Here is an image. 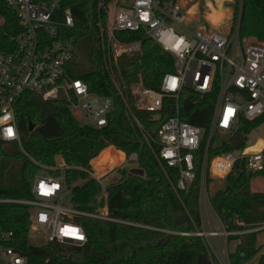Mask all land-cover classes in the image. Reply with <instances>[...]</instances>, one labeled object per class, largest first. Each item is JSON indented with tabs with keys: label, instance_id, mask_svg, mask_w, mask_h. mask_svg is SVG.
<instances>
[{
	"label": "trees",
	"instance_id": "16d2710c",
	"mask_svg": "<svg viewBox=\"0 0 264 264\" xmlns=\"http://www.w3.org/2000/svg\"><path fill=\"white\" fill-rule=\"evenodd\" d=\"M112 1L64 0L63 3V7L71 8L75 19L70 36L76 44L71 63L75 59L76 62L75 68H70L71 73L86 82L91 93L112 98L109 124L101 129L78 126L66 101H44L39 94L28 92L17 102L16 118L23 148L36 163L17 144L0 140V191L4 197L32 199L33 179L40 171L39 166L53 167L60 158L70 167L66 184L73 208L91 214H100L106 208L111 220L78 218L88 238L83 246L35 243L29 234L31 208L24 205L1 208L0 223L14 233L27 264H197L208 250L204 238L196 234L203 231L200 178L217 95L191 97L195 109L181 114L183 120L204 129V137L195 153L196 179L185 191L178 192L175 189L177 171L168 168V176L164 173L104 69L98 33L100 23L104 27L109 25ZM1 3L2 0L0 13L4 11ZM241 4V36L264 42V0H242ZM216 17L217 12L210 16L213 20ZM115 34L125 42L143 41L142 53L122 57L115 68L119 87L131 104L133 86L141 82L147 88L159 90L163 77L175 71V62L170 53L141 32ZM78 38L90 41L92 50L78 54ZM134 114L144 130L152 134V144L157 149L159 127L175 114L173 100H165L158 120H150L141 111L134 110ZM263 124L264 116L256 121L241 120L239 134L244 142L240 148L245 147L249 135ZM113 148L127 157L137 153V169L143 170L144 175L133 174L132 169H120L119 179L107 185V196H104L99 183L77 168L90 169L91 161L100 154L93 161L95 164L114 155ZM233 151L235 148L228 137L218 144L213 141L209 164L215 157ZM257 177L264 178V169L249 173L245 162L239 161L226 177L224 187L209 191L214 213L231 231H249L264 224V191L252 190V182ZM213 183L208 178V188ZM262 232L228 237L229 242L239 241L235 251L228 255L229 264H248L254 260L263 247L258 244V235ZM62 254L68 258H61ZM258 264H264V254Z\"/></svg>",
	"mask_w": 264,
	"mask_h": 264
},
{
	"label": "built area",
	"instance_id": "2783aa9c",
	"mask_svg": "<svg viewBox=\"0 0 264 264\" xmlns=\"http://www.w3.org/2000/svg\"><path fill=\"white\" fill-rule=\"evenodd\" d=\"M63 3L64 0H2L1 3L4 11L0 13V140L17 144L33 162L23 148L16 118L17 102L25 93H37L44 101L64 100L74 118L80 113L86 121L84 126L98 129L109 124L113 110L112 98L91 93L88 84L71 73L76 44L70 32L75 28V19L71 8L63 7ZM119 3L120 0L111 2L109 25L104 27L100 23L98 42L104 69L164 173L167 175L168 168L177 171L175 189L178 192L185 191L196 179L195 153L204 137V129L182 119L184 101L194 103L188 112L191 113L195 109L191 97L217 95L200 178V210L213 211L208 178L226 179L239 161L245 162L249 173L264 169V149L253 151L254 146H248L247 142L244 148L217 156L209 164V150L216 133L226 135L233 142L239 135L242 119L256 121L264 116V42L242 37L239 21L226 34L216 30H191L190 12L178 0H133L129 6ZM116 32L143 33L170 53L175 62V71L163 77L159 90L147 88L141 82L133 86L131 104L119 87L115 68L122 57L142 53L143 41L125 42L117 38ZM167 99L173 100L175 114L159 127L155 149L152 134L144 130L134 110L146 113L150 120H158ZM6 116L8 119L4 120ZM8 129L12 130L11 136ZM113 149L126 159L124 152ZM100 155L91 161L90 169H77L97 181L102 194L107 196L108 176L124 167L120 164L101 175L95 171L97 163L93 164ZM127 159L135 165L139 161L137 153ZM39 167L42 172L33 179V198L16 200L2 195L0 210L8 205L30 207L29 234L31 240L35 236V243L83 246L88 238L77 219L111 220L107 209L91 214L73 208L66 201V172L70 167L62 159L58 158L53 167ZM211 224L208 232L203 229L196 234L205 242L209 237L228 238L264 231V224L236 232L224 224L223 231L219 232ZM0 264H27L14 233L4 229L1 223Z\"/></svg>",
	"mask_w": 264,
	"mask_h": 264
},
{
	"label": "rangeland",
	"instance_id": "374dc122",
	"mask_svg": "<svg viewBox=\"0 0 264 264\" xmlns=\"http://www.w3.org/2000/svg\"><path fill=\"white\" fill-rule=\"evenodd\" d=\"M133 0H120V5L129 6L132 4ZM180 4L185 7L187 11L190 12L188 16V21L190 22L188 26L191 30H207V31H217L221 34H226L229 30L237 25V22L240 23L241 12H242V0H178ZM217 12V19L213 20L210 16ZM217 22V23H216ZM256 40V39H255ZM258 41V40H257ZM260 42V41H258ZM92 43L84 38L77 39V53L80 54L83 51L90 52L92 50ZM75 61L71 63L70 68H75ZM75 123L78 126H84L86 121L83 120L82 114L78 113L76 118H74ZM227 138L226 135L222 133H216L214 137L215 144L220 143L222 140ZM259 141V142H258ZM258 142V143H257ZM247 145L252 147L253 151H259L261 148L264 149V124L258 129L253 131L248 139ZM93 164H95L93 162ZM122 164L126 169L137 168V165L129 163V160H124L122 153H115L109 158L105 159L102 162L97 163L95 171L101 175H104L108 171L112 170L116 166ZM118 171V170H117ZM112 172L108 176V181H116L119 179L118 172ZM39 172H42L41 170ZM225 185V179L217 178L214 180V183L210 185L208 191H216L220 188H223ZM253 191H264V178L257 177L252 182ZM70 188H67L66 201H69L70 198ZM203 210V209H202ZM202 213V222L203 229L208 232L210 230V222L212 220L213 227L216 231H222L221 224L216 216V214L211 210L201 211ZM32 241L35 240V236H32ZM223 239V238H222ZM219 239L216 243L215 240H212L211 237L209 240H206L205 244L207 249L204 257L211 264H229L228 261V251H226L223 240ZM229 242V241H228ZM259 242L263 246L260 254L248 264H258L259 257L264 254V231L260 234ZM230 243V242H229ZM231 244V243H230Z\"/></svg>",
	"mask_w": 264,
	"mask_h": 264
},
{
	"label": "water",
	"instance_id": "95a60500",
	"mask_svg": "<svg viewBox=\"0 0 264 264\" xmlns=\"http://www.w3.org/2000/svg\"><path fill=\"white\" fill-rule=\"evenodd\" d=\"M194 107V103L190 100H185L184 101V112L185 113H188L192 108ZM34 127L33 125H31V128L30 130H33ZM244 141V137L242 135H238L236 137V139L232 142V146L235 148V149H238L241 147L242 143ZM131 173L133 174H136V175H140V176H143L144 175V171L143 170H140V169H132L131 170ZM4 195V192L3 191H0V196ZM61 258L63 259H66L68 258V255L67 254H62L60 255ZM48 264H51V262H49ZM197 264H211L205 257H202L198 260V263Z\"/></svg>",
	"mask_w": 264,
	"mask_h": 264
},
{
	"label": "crops",
	"instance_id": "0c3cea01",
	"mask_svg": "<svg viewBox=\"0 0 264 264\" xmlns=\"http://www.w3.org/2000/svg\"><path fill=\"white\" fill-rule=\"evenodd\" d=\"M217 23V22H216ZM259 142V141H258ZM257 142V143H258ZM217 216V215H216ZM217 218H218V216H217ZM218 220H219V222H220V224H221V227H222V231H223V228H224V226H223V223L221 222V220L218 218ZM212 221V220H211ZM212 223V222H211ZM211 227H213V224H211ZM214 228V227H213ZM219 232H221V231H219ZM259 237H260V234L258 235V244L259 245H261L260 244V242H259ZM210 238V237H209ZM223 238V239H222ZM211 239L212 240H215V243L219 240V239H222L223 240V244H224V247H225V249H226V251H228V255L230 254V253H232V252H234L235 251V249H236V246L238 245V243H239V241H231L230 243L228 242V240H227V238H225V237H223V236H219V237H217V238H214V237H211ZM262 246V245H261Z\"/></svg>",
	"mask_w": 264,
	"mask_h": 264
},
{
	"label": "snow or ice",
	"instance_id": "6c2138e0",
	"mask_svg": "<svg viewBox=\"0 0 264 264\" xmlns=\"http://www.w3.org/2000/svg\"><path fill=\"white\" fill-rule=\"evenodd\" d=\"M225 119L227 120V117H226ZM8 134H9L10 136L13 134L11 129H8Z\"/></svg>",
	"mask_w": 264,
	"mask_h": 264
},
{
	"label": "clouds",
	"instance_id": "9594fccd",
	"mask_svg": "<svg viewBox=\"0 0 264 264\" xmlns=\"http://www.w3.org/2000/svg\"><path fill=\"white\" fill-rule=\"evenodd\" d=\"M3 119H4V120H7V119H8V117L6 116V117H4Z\"/></svg>",
	"mask_w": 264,
	"mask_h": 264
}]
</instances>
